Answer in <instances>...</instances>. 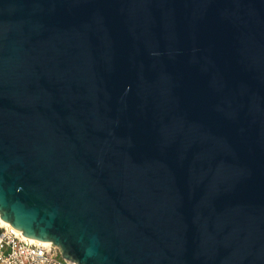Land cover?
<instances>
[{"label": "water", "instance_id": "1", "mask_svg": "<svg viewBox=\"0 0 264 264\" xmlns=\"http://www.w3.org/2000/svg\"><path fill=\"white\" fill-rule=\"evenodd\" d=\"M0 219L76 264H264V0H0Z\"/></svg>", "mask_w": 264, "mask_h": 264}, {"label": "built area", "instance_id": "2", "mask_svg": "<svg viewBox=\"0 0 264 264\" xmlns=\"http://www.w3.org/2000/svg\"><path fill=\"white\" fill-rule=\"evenodd\" d=\"M0 264H76L62 258L59 249L0 225Z\"/></svg>", "mask_w": 264, "mask_h": 264}, {"label": "bare ground", "instance_id": "3", "mask_svg": "<svg viewBox=\"0 0 264 264\" xmlns=\"http://www.w3.org/2000/svg\"><path fill=\"white\" fill-rule=\"evenodd\" d=\"M0 225H2V226H10L8 223H6V222H4L3 220H1L0 219ZM13 229V228H12ZM16 231V230H15ZM17 233H19V234H21V235H23L21 232H19V231H16ZM33 240V239H32ZM36 241V240H35Z\"/></svg>", "mask_w": 264, "mask_h": 264}]
</instances>
